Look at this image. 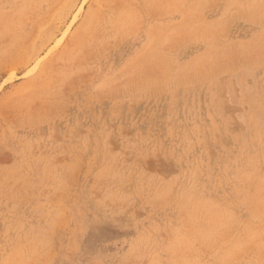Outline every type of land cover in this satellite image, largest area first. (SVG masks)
<instances>
[{"label":"rangeland","instance_id":"374dc122","mask_svg":"<svg viewBox=\"0 0 264 264\" xmlns=\"http://www.w3.org/2000/svg\"><path fill=\"white\" fill-rule=\"evenodd\" d=\"M0 264H264V0H0Z\"/></svg>","mask_w":264,"mask_h":264}]
</instances>
